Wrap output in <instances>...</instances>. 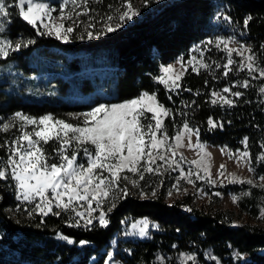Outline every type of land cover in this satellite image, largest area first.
Masks as SVG:
<instances>
[{
	"label": "trees",
	"instance_id": "1",
	"mask_svg": "<svg viewBox=\"0 0 264 264\" xmlns=\"http://www.w3.org/2000/svg\"><path fill=\"white\" fill-rule=\"evenodd\" d=\"M122 3L123 0H89L90 11L81 15V24L68 42L38 34L18 16L17 8H10L11 16L5 20L2 35L14 42L34 41L22 47L20 54L10 53L7 58L13 69L36 74L49 63L48 67L65 76H58L56 94L40 101L15 98L18 93L13 89L0 90V113L61 115L63 111L89 109L101 101L128 100L141 91L155 92L171 109L174 122L182 126L187 121L199 130L204 142L237 150L247 137L252 161L264 172V164L257 159L264 145V92L259 84H264V80L253 79L247 88L241 87L248 74L246 70L240 71L237 63L224 76L227 53L214 46L208 47L203 57L209 67L193 71L188 65L179 88L170 90L154 80L162 65L178 58L187 62L194 45L215 35H234L261 49L264 0H148L147 4L145 0H131L139 10L138 16L113 32L105 31L88 39L87 31L95 36L103 30L106 17H116ZM219 14L231 17V22H225ZM248 15L253 19L245 28L243 21ZM115 22L114 19L113 26ZM90 24L94 27L89 28ZM40 31H44L42 27ZM81 35L83 39L79 38ZM225 87L238 88L243 95L234 97L231 105L213 104L212 92ZM63 92L68 94L65 99ZM90 93L94 101L72 98ZM210 117L223 127H210ZM172 120L167 118L168 122ZM56 146L49 142L44 148L54 156ZM3 156L4 149L0 147V158ZM244 187L245 184H227L220 190L226 193ZM212 190L210 186L209 191ZM128 193L126 197H115L116 206L108 212L107 227H100L98 220H93L89 227H84L83 222L72 227L69 223L74 224L76 219L71 212L43 218L39 213L29 216L34 203L17 201L14 182L10 178L0 180V264H105L108 252H113V259L122 264H181V253L194 254L195 264H264V227L236 222L228 211L199 208L192 203L191 195L168 201L166 189L157 188V184L150 186L147 196L131 188ZM142 217H147L153 227L148 236H125V228ZM58 234L74 242L59 239ZM81 240L89 243L81 245Z\"/></svg>",
	"mask_w": 264,
	"mask_h": 264
},
{
	"label": "snow or ice",
	"instance_id": "2",
	"mask_svg": "<svg viewBox=\"0 0 264 264\" xmlns=\"http://www.w3.org/2000/svg\"><path fill=\"white\" fill-rule=\"evenodd\" d=\"M148 0H145L147 4ZM89 0H60L58 7L44 2V0H13L11 4L7 0H0V58H7L11 52L18 51L22 47H27L34 43L33 40H16L15 42L2 34L6 30L5 20L11 16L10 8L18 9V16L37 30L40 35L55 36L57 39L68 42L71 34L77 26V18L80 15H87ZM71 5V8H69ZM84 9L83 12L76 9ZM58 12V16L53 13ZM139 15V10L135 8L131 0H123L121 9L117 10V16L108 15L105 19L104 28L100 32L94 33L87 31L88 39L97 38L103 35L105 31L113 32L123 26V23L132 20ZM222 15V14H219ZM225 22L230 23L231 17L222 15ZM89 19H92L89 17ZM115 25L113 26V20ZM252 16L245 17L243 24L245 28L249 26ZM70 22L69 26H65ZM44 31L41 32L40 28ZM94 27L93 24L88 25ZM83 39V35L79 37ZM234 37L222 38L216 37L215 40L208 39L202 42L203 48L195 46L194 51H199L201 56L207 45L215 44L217 48L223 46L227 53V63L223 65L224 76H228L233 70L236 61L232 59L233 53L244 58L238 67L240 70L247 68L249 74L259 71V76L264 77V69H258L256 58L251 47L240 45L238 48L230 47ZM264 48V45H261ZM248 55L245 57V53ZM193 57L189 60L192 64ZM183 65V59L178 61ZM201 67L208 68L209 65L201 62ZM220 67V65H217ZM193 71H198L196 66L192 67ZM183 71L176 73L173 65L162 66L160 75L154 77V80L163 84L167 89L174 90L180 87L178 81L181 79ZM242 87L247 88L249 81L244 80ZM190 91V90H189ZM235 97L243 95L242 92H232L230 87L222 90ZM264 92V88H261ZM212 103L222 102L231 105L233 101L226 96L215 91L212 92ZM151 114L149 117L148 114ZM171 115V110L159 102L155 92L141 93L129 100L121 103L99 104L90 111L81 113L82 123L72 124L63 119H57L52 114H45L39 117L29 116L23 112H15L6 122L0 123V131L7 133L10 129L16 127L19 121V131L14 139L6 140L4 145L7 147L8 154L6 159L0 158V180L14 182V195L17 201L34 203V207L29 211V216L33 213H39L41 217L49 214L60 216L61 212H71L77 218L75 223H69V226L79 227L83 220L84 227L93 224V220H98L100 227H107L110 223L107 218L108 212H111L115 205L114 193L119 192L126 197L128 193L127 185L121 188L120 182L129 181L133 187L139 186V181L130 179L125 173H132L143 180L146 173L162 174L161 169L164 165L173 171L179 169L177 183L172 187L179 192V181L183 179L187 183L195 185L196 180H206L210 184L217 183L212 179L211 165L208 159L211 153L205 150V145L199 142V130L193 129L185 121L181 128L177 129L174 136H169L164 125L166 117ZM79 119V117H77ZM154 122V123H153ZM210 127H223L217 124L210 117L208 120ZM31 126V127H29ZM197 136L195 144L192 143V135ZM187 140V144H185ZM49 142H55L56 147L53 149L54 156H50L45 151L44 145ZM245 151L236 153L228 150L223 146L220 151L227 154L229 158L235 157L237 161L250 160V153L246 150L248 138L242 141ZM182 147L199 148L202 151L199 159L186 161L182 152L178 150ZM264 147V145H262ZM69 149H72L69 154ZM86 157V164L79 163L80 152ZM239 151V150H237ZM258 160L264 161V152L257 157ZM55 162H52V161ZM162 161L163 164H158ZM181 161L189 163L190 167L186 172L181 166ZM196 166L197 171L193 172L191 166ZM220 171L217 175L223 177L226 171L225 165L221 164ZM203 175H201V170ZM167 170V169H165ZM249 171H253L249 167ZM105 172L107 175H105ZM232 179L230 183H248L253 184L251 179L245 181L236 177L234 173H229ZM264 181V176L260 177ZM223 184V181H220ZM264 187V184L260 185ZM184 191H187L186 189ZM143 195V192L141 193ZM244 193L243 195H248ZM152 195L156 192L153 189ZM168 195H172L169 190ZM216 196L221 193L216 192ZM112 199L111 206L104 210L102 205ZM240 197L232 195L233 202H238ZM95 203V207H93ZM78 207L85 208V211L77 210ZM20 204H17L18 211ZM58 209L59 211H54ZM99 209V215L92 214ZM190 211V209H189ZM264 215V209H262ZM72 217H70V220ZM133 230L143 237L148 235L149 222L145 219L134 222L131 225ZM125 235H132L135 232L126 231ZM59 239L67 240L68 243L74 241L67 236L59 235ZM81 245L89 243L88 241H79ZM113 252L107 253L105 264H109L113 259ZM183 259L181 264L187 261H193L195 256L191 254H181ZM161 259L162 258H158Z\"/></svg>",
	"mask_w": 264,
	"mask_h": 264
},
{
	"label": "rangeland",
	"instance_id": "3",
	"mask_svg": "<svg viewBox=\"0 0 264 264\" xmlns=\"http://www.w3.org/2000/svg\"><path fill=\"white\" fill-rule=\"evenodd\" d=\"M44 2H48L56 7H58L60 0H44ZM69 8H71V5H69ZM76 11H80L83 12V9H76ZM58 12L53 13L54 16H58ZM82 18L81 15L77 18V26L81 24ZM70 22H66L65 26H69ZM76 26V27H77ZM75 27V29H76ZM44 30V29H43ZM72 35V34H71ZM216 37H222V38H228V37H234V40L232 43H230V47L233 48H238L240 45H245L248 47H251L253 54L255 55L256 58V66L258 69H264V48L261 47V49H255L251 44L249 43H245L241 40H239L238 37L234 36V35H230V36H224V35H215L214 37H209L207 38L205 41H207L208 39H212L215 40ZM71 38V37H70ZM264 45V43L262 44ZM195 46H200L201 48L204 47V45L202 43L196 44L191 48V55L190 58L187 60V62L183 61V65H181V63H179L178 61L181 60V58H178L176 61H171L167 64H164L162 66H167V65H173L174 66V70L176 73H180L181 71H183V75L186 71L187 66H196L197 69H199L201 66V62L204 63L203 57H204V53L203 56H201L199 51H194V47ZM210 46H215V44H209L207 45V48ZM217 48V47H216ZM219 49L223 50V46L221 45V47ZM21 50L19 49L18 51H16V54H20ZM248 55V53H245V57ZM234 56V57H233ZM193 57H195V60H192V64H189V60L192 59ZM235 57H238L239 59L235 60ZM25 59V58H24ZM232 59L234 61L237 62V66L239 65V63L244 60V58L236 55V53H233L232 55ZM244 62L246 63L247 61L244 60ZM48 65H50L49 63H46V68H42L38 73L36 74H31V73H22L18 70L13 69L12 63H10L8 61V58H0V90H5V89H13V91L17 92L18 95L15 96V98L18 99H32L35 101H40L44 98H50L51 96H53L54 94H56V85H58L59 79L58 76L61 74L62 76H65L64 73H59L57 74V71H53V69H51L50 67H48ZM161 66V67H162ZM239 68V67H238ZM240 70V69H239ZM244 70L247 71V74L244 79L242 80V82L244 80H248L249 82L253 81V79H255L256 81L259 82V80H264V77H260L259 76V71H255L251 74H249L247 68H245ZM242 71V70H240ZM183 75L181 76V78L183 77ZM181 80V79H180ZM179 80V81H180ZM178 81V83H179ZM241 82V85H242ZM264 82V81H263ZM261 88H264V84L260 83ZM240 85V86H241ZM242 87V86H241ZM232 89V92H236V91H240V89H234L232 87H230ZM223 90V89H222ZM216 91L217 93H220L223 96H226L228 99H231L233 101V98L235 96H233L231 94V92L229 93H224L223 91ZM148 92V91H147ZM150 93V92H149ZM64 97L62 96L63 99L68 97V94L63 92ZM103 97V95H102ZM56 98H59V96H56ZM72 98L77 99V100H92L94 101L95 98L93 96V93L90 94H86V95H81V94H76L75 96H72ZM132 99V98H131ZM129 100V99H128ZM159 100V99H158ZM125 101V100H124ZM123 102V101H121ZM121 102H116V103H121ZM160 103H162L159 100ZM112 104V103H108L106 101H101L98 104H95L93 106H91L89 109L83 110V111H63L61 113V115H56L54 113H50L52 114L55 118L57 119H63L69 123L72 124H77V123H82L83 117L80 116L81 113L84 112H88L90 111L93 107H96L99 104ZM222 103V102H219ZM166 108L170 109L168 106H166L164 103H162ZM224 104V103H222ZM171 110V109H170ZM17 112V111H15ZM15 112H11V111H5L0 113V123L6 122ZM21 112V111H19ZM26 115L29 116H34V117H39L45 114H28V113H24ZM46 114H49L46 113ZM149 117L151 116V114H148ZM77 117H79V119H77ZM171 117L174 122V118L172 117V111H171V115L168 116ZM165 118L164 120V125L165 128L168 132V135L174 136L177 129L181 128L182 126H178L175 122L173 124L172 121L168 122L167 118ZM154 123V122H153ZM31 127V126H29ZM192 128V127H191ZM194 129V128H193ZM19 131V121L16 122V127L10 129L7 133L0 131L1 133V141L0 144L4 145L5 141L8 140H12L15 138V136L18 134ZM197 141V136L195 134L192 135V143L195 144ZM199 142L203 145H205V150L209 153H211V156L208 159V162L211 165V173H212V179L217 180V183L215 184H210L208 183L206 180H196L195 185L189 184L187 183V181L180 179L179 181V188L180 191L177 192L172 186L174 184L177 183V177L179 176V169L173 171L172 169L168 168L167 165H164L161 169V173L162 174H150V173H146L145 177L143 180H139V177L136 175H133L132 173H125L126 175H128L130 177V179H136L139 181V186L138 187H133L132 184L129 181H121L120 185L121 188H123L125 185H127V188H131L133 190H135L138 193H142V196H147L148 195V189H150V186H153L154 184H157V188L158 187H164L166 189V199L168 201H174L177 198H183L186 195H191L193 196L192 199V203L199 207V208H203L207 211H216V210H223V211H228L230 212L233 217L235 218L236 222L239 223H248V224H255V225H259L261 227H264V215H262V209H264V187H261V184H264V181H261L260 177L264 176V172L261 171V169H258L257 166L253 163L251 155H250V160L245 161V160H240L237 161V159L235 157L233 158H229V156L227 154H224L220 151V149L225 146V145H215L212 143H208V142H204L203 140H201L200 136H199ZM185 144H187V140H185ZM4 149V156L3 159H6L7 154H8V149L7 147H3ZM232 151L234 153H236V155H239V152L245 151V147L243 145L242 148L234 150L231 147L227 146L226 151ZM249 153V149H248V144H247V149H246ZM72 149H69V154L71 153ZM179 152H182L184 157L186 158V161H192L195 159H199L200 155H202V151L199 148H188V147H182L178 150ZM264 152V147L261 150V153ZM258 155V157L260 156V154ZM79 163H83L86 164V157L83 155V152H80L79 155ZM259 162H261V164H264V161L258 160ZM158 164H163L162 161H157ZM223 164L226 167V171L223 177H219L217 175L218 171H220V165ZM261 165V166H262ZM181 166L184 168V170L187 172L190 165L189 163L185 162V161H181ZM249 167H251L253 169V171H249ZM193 172L197 171L196 166L192 165L191 166ZM167 169V170H165ZM201 171V175H203V171L202 169ZM229 173H234L236 175V177L243 179L245 181L251 179L253 181V184L249 185L248 183H243L245 184V187L242 188L239 191H235V190H229L226 193H223L220 189L224 186H226L227 184H240L241 183H230L229 181L232 179L231 176H229ZM105 175H107V173L105 172ZM220 181H223V184L220 183ZM242 184V185H243ZM210 186L213 188L212 191H209ZM187 191H184V190ZM169 190H172V195L169 196L168 192ZM156 191V189H155ZM219 192L221 193L220 196H216L215 193ZM244 193H249L248 195H243ZM121 193L116 192L114 193V196H118ZM232 195H237L238 197H240V199L238 200V202H233L232 200ZM112 201V199H109V201L105 202L102 207L104 208V210H106L107 205ZM93 207H95V203H93ZM55 211H59L58 209H55ZM79 211H85V208H80L78 207ZM93 216H98L99 215V209H97L96 212H94L92 214ZM74 216V214H73ZM74 219H77L74 217ZM148 218L147 217H142L139 218V220H136L134 222H138V221H142ZM81 222H83V220H81ZM132 222L127 228H125V232L129 231V232H135V234L132 235H125V236H130V237H141L138 234L137 230H133L131 228V225L134 223ZM149 222V221H148ZM153 228L151 223L149 222V229ZM149 233V231H148ZM148 236V235H147ZM145 237V236H143ZM181 254H188V253H181ZM180 254L179 256V261L181 262L183 257ZM194 255V254H191ZM195 256V255H194ZM243 259L246 258L245 255H242ZM159 258H162V263L164 262V258L162 256H160ZM116 260V259H115ZM114 259H112V261L109 262V264H122L119 260L115 261ZM161 262V259H159ZM191 260L187 261L186 264H188V262H190Z\"/></svg>",
	"mask_w": 264,
	"mask_h": 264
}]
</instances>
